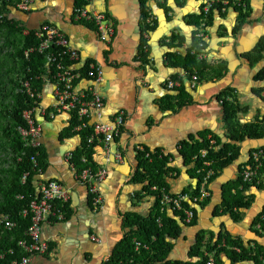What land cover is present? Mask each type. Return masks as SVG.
<instances>
[{
	"label": "crops",
	"instance_id": "0c3cea01",
	"mask_svg": "<svg viewBox=\"0 0 264 264\" xmlns=\"http://www.w3.org/2000/svg\"><path fill=\"white\" fill-rule=\"evenodd\" d=\"M78 6L106 15L115 32L110 44L101 40L94 23L74 20ZM204 6L203 0H35L29 10L13 11V18L28 30L51 24L65 33L70 46L80 54L75 68L81 69L84 77L86 64L101 67L103 76L93 86L105 107L101 117L93 118V124L112 125L120 112L126 118L124 128L108 145L91 127L92 143L97 142L93 160L97 170L106 171L97 185L101 204L95 208L88 187L78 180L80 171L68 159L82 142L68 129L70 115L58 114L51 119L50 110L46 114L36 111L47 160L39 183L60 182L69 200L62 203L67 204L64 220L44 223L42 238L49 251L34 256L32 264H106L125 237L138 231L128 220L150 219L156 213L153 193L160 188L156 186L159 191H155L151 186L149 194V182L136 181L144 153L147 158L153 153L166 159L171 170L165 180L167 188L162 189L173 196L187 195L186 202L195 209L194 220L188 224L185 217V222H180L175 216L182 210L166 208L168 217L178 220L179 225L178 234L166 238L171 246L166 262L198 264L202 255L209 258L215 254L218 264H250L234 263L226 252L216 256L207 251V244L214 245L225 235L241 238L246 246L258 242L264 249V236L255 232L256 219L264 210V189L248 192L255 201L241 222L219 209L227 185L243 174L254 151L264 150V139L231 142L225 124L232 104L240 106L241 124L264 119V58L254 63L257 51L264 48V0H250V13L244 22L230 0H217L211 20V12L205 15ZM188 53L202 62L199 71L184 67ZM89 86L82 82L79 89L87 91ZM40 97L43 110L55 103L51 86L45 85ZM205 139L212 145L219 142L221 147L236 144L239 157L211 181L210 196L194 202L201 168L184 156L182 144L195 145ZM206 199L208 203L202 205ZM202 236L207 243L203 242L198 252Z\"/></svg>",
	"mask_w": 264,
	"mask_h": 264
},
{
	"label": "trees",
	"instance_id": "16d2710c",
	"mask_svg": "<svg viewBox=\"0 0 264 264\" xmlns=\"http://www.w3.org/2000/svg\"><path fill=\"white\" fill-rule=\"evenodd\" d=\"M20 3L21 0H0V217H8L16 224L13 230L0 226V264H15L27 256L20 242L28 239L31 216L24 217L23 212L29 210L31 203L37 199L39 180L47 167L42 145L39 149L27 146L19 132L21 127L26 126L24 112L40 107V96L45 89L44 76L49 69L43 54L33 52L26 55V52L38 47L39 40L35 36L37 30H28L23 22L13 18V11H21ZM230 3L235 4L234 7L239 10L242 15L241 21L244 22L250 13V0H230ZM220 6L216 5L215 8ZM263 54L264 48L259 49L256 57L254 56V63L262 61ZM201 64L202 62L198 61L193 53H188L183 61L184 67L190 72L199 71L203 67ZM26 83H29L34 96L28 92ZM240 110V106L234 104L227 108L225 124L230 141L239 143L246 138L264 139V119L241 124L238 118ZM78 125V118L72 116L68 129L78 134L82 140L81 147L73 154V164L80 172L87 168L97 170L93 160L97 142H89L93 131L87 125L85 129L77 132L75 128ZM182 151L190 162H196L198 168H203L204 162H210L211 166L207 169L214 171L212 180L221 175L223 170L239 157V147L236 144L227 143L221 147L219 142L212 145L207 139L195 145L183 143ZM202 151H207L205 157L202 156ZM143 156L136 181H148L149 185L146 189L149 194H152L151 186L160 188L159 192L153 193L156 200V213L150 219L136 217L128 220L130 227L136 225L139 229L125 237L106 264H177L166 262L167 253L171 249L166 238H174L178 234V220L168 217L165 211L161 212V189L167 188L165 180L171 169L162 156L153 153L148 158L145 153ZM33 158L37 160V166ZM84 158L87 159L86 162H83ZM252 160L251 157L247 165L252 164ZM26 174H28L27 180L23 182ZM203 176L204 173L200 175V183ZM200 183L194 191L196 196L200 193ZM252 188L264 189V162L257 177L251 183H245L242 174L235 183L227 185L224 201L219 209L223 213L230 214L235 222H241L245 217V211L249 210L255 201V196L248 194ZM207 203L206 199L202 205ZM56 206L64 213L67 211V204L57 202ZM187 209L195 212V209L187 202L183 203L182 212H175L180 222H185L184 210ZM262 215L264 210L256 219L255 226L260 222ZM255 232L259 236H264V226L262 231L256 228ZM135 238L138 241L136 243ZM204 238L202 236L197 246L198 252L201 251L200 246ZM220 244L224 246L219 247ZM207 251L215 252L216 256L220 252H226L234 263L263 264L264 259V249L258 242L246 246L241 238H234L231 235L222 236L214 245L207 244ZM200 259L198 264H206L209 258L202 255Z\"/></svg>",
	"mask_w": 264,
	"mask_h": 264
},
{
	"label": "built area",
	"instance_id": "2783aa9c",
	"mask_svg": "<svg viewBox=\"0 0 264 264\" xmlns=\"http://www.w3.org/2000/svg\"><path fill=\"white\" fill-rule=\"evenodd\" d=\"M35 0H21L19 8L27 11ZM89 1V0H87ZM204 14L208 15L217 0H203ZM87 6H78L74 11V20L77 22H91L94 23L98 29L100 38L103 42H112L115 34L114 25L110 23L104 14L92 13ZM150 25H153V19H150ZM202 30L206 29L205 23L201 25ZM35 36L39 40V45L28 52L29 55L33 52H38L46 57L47 65L49 66L47 74L44 76L47 86H51L55 98V103L43 110L41 104L39 108L32 111H25L24 118L26 126L19 129L20 135L26 142L27 146L34 149H39L41 144L42 128L38 124L35 113L37 110L43 111L45 114L48 110L51 119H55L58 114H69L70 117L78 118L79 125L75 131L80 132L89 125L94 128L97 135H103L106 145L117 137L125 126L126 118L123 112L118 113L112 125H105L102 123L93 124L94 117L99 118L105 107L103 98L94 88V84L98 83L103 76L101 67L95 63H88L84 67L86 69V77L81 73V69L75 68L79 66L81 61L78 51L70 46V43L60 29L51 25L44 24L37 29ZM202 37V35H200ZM203 47V46H201ZM195 81L198 77H194ZM87 82L90 86L87 91L79 89L80 83ZM28 92H31L29 83L25 85ZM41 98V97H40ZM94 141V136L89 140L90 143ZM150 153L148 156L150 157ZM207 151L202 152L205 157ZM252 164L247 165L243 171V181L251 183L255 179L264 162V150H256L252 154ZM68 159L73 160V154L68 155ZM87 159L84 158L83 162ZM34 164L37 166V160L33 158ZM211 166L210 162H204V167L199 169L198 173H204L200 183V193L193 197L194 202H199L210 196L209 185L211 183L214 171L207 169ZM78 180L81 184L89 189L92 195L93 205L99 208L101 199L99 196L98 183L106 177L104 169L93 170L91 168L84 169L78 173ZM28 174L23 177V182H26ZM39 195L34 200L29 210L23 212L24 217L31 216V225L27 233V241L20 242V245L26 250L27 256L23 257L15 264H32V258L39 254H46L49 251V245L42 238V228L45 222L51 220H64L65 215L63 211L57 208L56 203H66L69 200V195L64 186L55 180L45 183H39ZM153 190L159 191L158 187L154 186ZM161 212H164L167 207H171L175 211L183 210V203L189 200L187 195L173 196L167 192L166 189L161 190ZM186 223H191L194 220V212L190 209L184 210ZM0 226H4L8 230H13L16 224L8 217H0ZM264 226V215L260 217V222L257 223V229L262 231ZM139 246V245H138ZM239 251V249H236ZM206 264H216L215 254H212ZM264 264V259H263Z\"/></svg>",
	"mask_w": 264,
	"mask_h": 264
},
{
	"label": "rangeland",
	"instance_id": "374dc122",
	"mask_svg": "<svg viewBox=\"0 0 264 264\" xmlns=\"http://www.w3.org/2000/svg\"><path fill=\"white\" fill-rule=\"evenodd\" d=\"M251 157H252V156H251ZM146 248H148V246H147Z\"/></svg>",
	"mask_w": 264,
	"mask_h": 264
},
{
	"label": "water",
	"instance_id": "95a60500",
	"mask_svg": "<svg viewBox=\"0 0 264 264\" xmlns=\"http://www.w3.org/2000/svg\"><path fill=\"white\" fill-rule=\"evenodd\" d=\"M256 237H258V236H256Z\"/></svg>",
	"mask_w": 264,
	"mask_h": 264
}]
</instances>
